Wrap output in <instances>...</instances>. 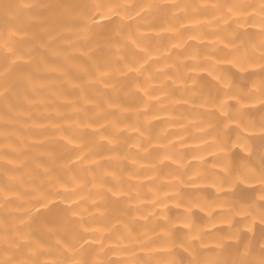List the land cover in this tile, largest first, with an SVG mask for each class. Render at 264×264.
I'll return each mask as SVG.
<instances>
[{"label": "bare ground", "instance_id": "obj_1", "mask_svg": "<svg viewBox=\"0 0 264 264\" xmlns=\"http://www.w3.org/2000/svg\"><path fill=\"white\" fill-rule=\"evenodd\" d=\"M0 264H264V0H0Z\"/></svg>", "mask_w": 264, "mask_h": 264}]
</instances>
